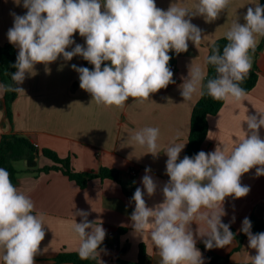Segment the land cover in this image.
<instances>
[{
  "label": "clouds",
  "instance_id": "clouds-1",
  "mask_svg": "<svg viewBox=\"0 0 264 264\" xmlns=\"http://www.w3.org/2000/svg\"><path fill=\"white\" fill-rule=\"evenodd\" d=\"M21 6V0H14ZM231 0H196L192 7L171 3L165 10L156 0H22L25 14L10 13L13 26L7 32L10 44L18 49L12 83H0V92L25 94L22 85L35 76L36 65L43 64L46 74L49 65L62 59L81 57L93 67L71 65L78 73L79 87L89 93L98 106L124 108L129 98L143 103L150 95L175 84L169 67L170 52L177 56L186 53L189 42L196 48L203 42L204 31L192 23L202 17L206 23L218 20L228 9ZM248 7L240 22L233 20L224 33L227 43L222 49L213 44L204 65L187 66V77L179 85L184 101L194 95L210 96L217 101L242 103L247 92L241 84L252 68V56L258 38H264V5L256 0ZM79 34L84 44L76 43ZM70 49V50H69ZM212 66L214 76H209ZM63 65H61L62 69ZM246 125V128L242 127ZM243 136L233 146L220 143L211 152L199 151L180 159L186 143H176L179 131L163 151L167 156L161 186L145 168L141 183L131 197L134 209L130 214L134 234L144 241L145 236L159 256V264H204L197 247L201 240L206 250L225 248L234 244L236 233L231 223H224L227 198L247 196L250 186L243 185L244 174L255 169V177L264 176V112L249 114L241 122ZM160 129L145 126L132 131L130 141L146 149L145 154L158 158ZM162 194V202L148 206V197ZM73 215L82 222H73L78 237L81 260L98 261L107 231L102 222L89 221V213L77 210ZM193 224L197 227L193 229ZM45 216L36 212L35 203L14 185L10 173L0 167V262L2 264H36L43 255L41 242L45 238ZM247 236V264H264V232L253 233L248 217L239 229Z\"/></svg>",
  "mask_w": 264,
  "mask_h": 264
},
{
  "label": "crops",
  "instance_id": "crops-1",
  "mask_svg": "<svg viewBox=\"0 0 264 264\" xmlns=\"http://www.w3.org/2000/svg\"><path fill=\"white\" fill-rule=\"evenodd\" d=\"M173 2L192 7L196 0H156L157 6L165 10ZM255 2L256 0H231L225 13L212 23H206L202 17H194L192 23L204 31L203 42L198 48L189 42L188 51L178 56L174 52L169 53L176 65V83L151 94L149 100L143 103L129 98L121 109L115 106H98L91 102L90 94L82 90L79 84L75 86L79 76L71 65L84 67L81 57H74L68 62L58 59L49 65L50 74H46L43 64H37V74L29 76L20 85L25 89V94H19L12 104L11 121L7 117L4 92H0V140L5 134L22 135L39 149H50L61 158H70L76 171L89 173L97 172L102 167L111 168L120 171L125 182L131 176L130 172L136 171V176L132 178L134 190L128 195L120 183L109 179L93 180L85 189H81L61 172L52 171L38 176L21 172L16 186L31 197L36 212L45 216L46 235L40 248L47 250L35 258L36 264H55L53 259L62 251L78 252L79 240L72 230L74 220L82 222V217L73 215L77 210L87 211L89 221H96L97 224L102 222L106 229V251L100 254L104 264L136 263L141 245L145 246L148 264H159L160 258L147 236L143 241L134 234L130 226L129 217L134 209L131 197L137 187H143L141 180L146 167L151 168V175L161 186L169 179L165 175L167 156L163 151L178 131L182 135L176 143L187 142L180 154V159L184 157L191 115L201 96L194 95L191 100L184 101L179 90V85L183 83L181 78L187 77V66L192 61L194 64L204 65L212 44L224 37L237 17L243 23L244 13ZM12 12L25 14L22 0L21 6H17L14 0H0V46L9 43L7 32L13 26V17L10 15ZM74 39L76 43L84 44V39L78 33ZM261 40L262 38H258L257 46ZM16 50L18 52L17 48ZM252 59V65L257 64L260 70L257 85L247 93L244 102L225 101L221 110L209 117V133L202 146L203 151L211 152L220 143L230 149L234 141L243 136L241 122L245 116L256 114L257 111L264 112V50L257 56L253 55ZM145 126L160 129L158 145L161 154L158 158L145 154V148L130 141L132 131ZM242 127L246 128V125L242 124ZM260 135L264 138V129L260 130ZM41 158L43 157L38 159L40 167L51 164L49 160L48 164L43 163ZM22 163L26 165V161ZM241 183L250 186L249 194L239 199L227 198V215L223 217L224 223H230L235 216L231 231L238 235L242 233L239 229L245 217H254L256 220L264 218V176L255 177L253 169L242 176ZM145 199L151 207L162 202L163 197L158 189L153 197L145 194ZM192 227L195 229L197 226L193 224ZM121 228L126 229V232L119 234L118 230ZM201 242L198 240L197 247L203 254L204 264L210 263L211 255L228 257V264H244L247 263V252L253 256L256 254L254 249L247 247V237L242 241L236 238L229 247L212 250H203L199 246Z\"/></svg>",
  "mask_w": 264,
  "mask_h": 264
},
{
  "label": "trees",
  "instance_id": "trees-1",
  "mask_svg": "<svg viewBox=\"0 0 264 264\" xmlns=\"http://www.w3.org/2000/svg\"><path fill=\"white\" fill-rule=\"evenodd\" d=\"M260 4L264 5V0H260ZM214 43L219 45L222 53V49L226 45L227 41L223 37L216 40ZM211 48L209 55L211 54ZM263 50L264 38H262L260 45L257 46L253 55L257 56ZM17 54L18 52L16 48L10 43L0 46L1 83H12L10 79V73H14L16 69L11 67V65L15 64ZM83 65L89 69L93 67L85 60H83ZM207 71L209 76L215 75V71L212 66H207ZM259 74V67L257 64H253L249 75L241 84V87H243L247 93L251 92L257 85ZM78 84L79 81L75 84V86ZM18 95L19 94L15 92H4V102L7 110V117L10 121L12 120V104L17 99ZM224 103L225 101H217L207 95L200 97L191 115L190 133L185 155L193 156L202 150V146L207 140L209 133V117L216 115L221 110ZM40 157L49 160L51 164L40 167L38 165V159ZM23 161H26V165L24 169L20 171L15 167V163ZM0 167L6 168L9 171L11 181L14 185L17 184V179L21 172L32 173L38 176L40 174H47L52 171H57L63 173L69 178V180L75 182V184L81 189H85L93 180L99 179L102 181L109 179L120 183L127 195L131 194L134 190L132 176H128L125 182L123 179V174L120 171L106 167L100 168L97 172L88 173L76 171L71 165L70 158H61L55 151L50 149H39L28 138L19 134L2 135L0 140ZM250 220L252 222V232L254 234L264 232V218L262 220H256L254 217H251ZM124 232H126V229L121 228L118 230L119 234H123ZM233 232L236 233L235 231ZM246 237L247 236L243 233L236 235V238H238L239 241H242ZM106 238L103 242V245L101 246L102 248H104L106 245ZM199 246L203 250H206L203 242H201ZM53 262L55 264H98V261L81 260L78 252L68 253L63 251L53 259ZM117 264H148L145 246H140L139 257L136 263L118 262ZM209 264H228V257L223 258L218 255H211Z\"/></svg>",
  "mask_w": 264,
  "mask_h": 264
},
{
  "label": "built area",
  "instance_id": "built-area-1",
  "mask_svg": "<svg viewBox=\"0 0 264 264\" xmlns=\"http://www.w3.org/2000/svg\"><path fill=\"white\" fill-rule=\"evenodd\" d=\"M169 67L171 68V70L173 71V73L175 74V70H176V65L173 63V59L171 58L170 62H169ZM173 79H174V76H173ZM172 84H170L167 88H169ZM130 175L132 177H135L136 176V171L135 170H132L130 172Z\"/></svg>",
  "mask_w": 264,
  "mask_h": 264
},
{
  "label": "rangeland",
  "instance_id": "rangeland-1",
  "mask_svg": "<svg viewBox=\"0 0 264 264\" xmlns=\"http://www.w3.org/2000/svg\"><path fill=\"white\" fill-rule=\"evenodd\" d=\"M41 161H43V163H49V161L48 160H46L45 158H41ZM24 166H25V163H22V162H17V163H15V167L17 168V169H21V168H24Z\"/></svg>",
  "mask_w": 264,
  "mask_h": 264
}]
</instances>
